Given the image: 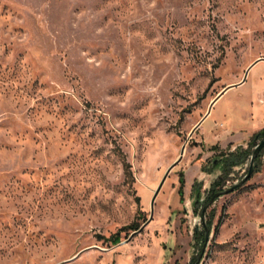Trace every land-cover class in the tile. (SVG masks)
Here are the masks:
<instances>
[{"label": "rangeland", "instance_id": "374dc122", "mask_svg": "<svg viewBox=\"0 0 264 264\" xmlns=\"http://www.w3.org/2000/svg\"><path fill=\"white\" fill-rule=\"evenodd\" d=\"M262 130L264 0H0V264L192 263ZM209 219L199 264H264V155Z\"/></svg>", "mask_w": 264, "mask_h": 264}, {"label": "trees", "instance_id": "16d2710c", "mask_svg": "<svg viewBox=\"0 0 264 264\" xmlns=\"http://www.w3.org/2000/svg\"><path fill=\"white\" fill-rule=\"evenodd\" d=\"M264 137V130L254 134L251 138V140L248 142L247 148H242L241 146L236 147L233 151H228L226 153H222L219 155L218 160H217V165H220L221 168V174L216 178V180L212 183L208 197L205 202L199 203V198H196L193 206H194V211H197V208H203L204 205L208 202V200L217 192L222 191L224 189V186L226 183L230 180V175L234 172V168L236 167H241L243 166L249 159L250 156L252 155L253 148L255 147L256 143L255 141L258 140L259 138ZM118 155L121 156L123 166H124V173L126 178H132V172H131V167L127 163L126 159L123 157L122 153L119 152ZM264 155V149L260 151L258 156L255 159L254 162V167L257 168L259 166V162L261 160V157ZM249 163V162H248ZM247 172V170H246ZM245 172V173H246ZM242 178V177H241ZM179 188H178V195L180 196L181 201L183 200V187H184V178L183 174H180L179 177ZM220 220L218 221L217 226L219 225ZM206 225L208 229L211 228V220L209 219L206 222ZM132 230H137L136 226H131L130 227ZM195 239L197 240V244L199 247H201L203 240H204V226H202V229L200 231L195 230ZM114 243L119 242L117 238H114L113 240Z\"/></svg>", "mask_w": 264, "mask_h": 264}, {"label": "water", "instance_id": "95a60500", "mask_svg": "<svg viewBox=\"0 0 264 264\" xmlns=\"http://www.w3.org/2000/svg\"><path fill=\"white\" fill-rule=\"evenodd\" d=\"M238 85V84H237ZM237 85H229L227 87H225L218 95L217 97L211 102L210 106H209V110L208 112L206 113V115L196 124V126L193 128V130L190 132V136L199 128V126L201 125V123L204 121V119L207 117V115L209 114L212 106L215 104V102L230 88L234 87V86H237ZM264 149V137L255 145V147L253 148V151H252V155L250 156V159H249V163H248V169H247V172L243 175V177L235 184H233L232 186L228 187V188H225L223 189L222 191H219L217 193H215L209 200L208 202L204 205L203 209H202V212H201V219H202V224L204 226V231H205V235H204V240H203V243L201 245V248H200V251L198 253V255L196 256V258L192 261V263L190 264H199L200 261H201V258L204 254V251L206 249V246L208 244V241H209V236H210V230L208 229L207 225H206V222L204 221V214H205V211L206 209L208 208V206L214 202L217 198L223 196V195H226V194H229L231 192H233L236 188L240 187L241 185H243L252 175L253 171H254V162H255V159L256 157L258 156V154L260 153V151ZM183 151H184V147L182 148L181 150V155L183 154ZM180 161V158L175 161L168 169L167 171L165 172L163 178L161 179L158 187L156 188L154 194H153V198H152V201H151V205L153 204L155 198L157 197L163 183L165 182L166 178H167V175L169 174L170 170ZM216 163V161H215ZM141 229H138L137 231H134L130 238L133 237L134 234L136 233H139ZM129 239H127L125 241L128 242Z\"/></svg>", "mask_w": 264, "mask_h": 264}, {"label": "flooded vegetation", "instance_id": "af4514ba", "mask_svg": "<svg viewBox=\"0 0 264 264\" xmlns=\"http://www.w3.org/2000/svg\"><path fill=\"white\" fill-rule=\"evenodd\" d=\"M210 230V229H209Z\"/></svg>", "mask_w": 264, "mask_h": 264}]
</instances>
